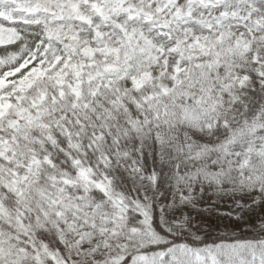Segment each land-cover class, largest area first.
I'll return each instance as SVG.
<instances>
[{
    "label": "snow or ice",
    "instance_id": "snow-or-ice-1",
    "mask_svg": "<svg viewBox=\"0 0 264 264\" xmlns=\"http://www.w3.org/2000/svg\"><path fill=\"white\" fill-rule=\"evenodd\" d=\"M0 264H264V0H0Z\"/></svg>",
    "mask_w": 264,
    "mask_h": 264
}]
</instances>
